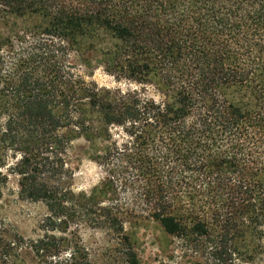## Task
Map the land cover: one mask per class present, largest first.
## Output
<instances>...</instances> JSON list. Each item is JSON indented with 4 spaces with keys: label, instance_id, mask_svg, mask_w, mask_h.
Wrapping results in <instances>:
<instances>
[{
    "label": "trees",
    "instance_id": "obj_1",
    "mask_svg": "<svg viewBox=\"0 0 264 264\" xmlns=\"http://www.w3.org/2000/svg\"><path fill=\"white\" fill-rule=\"evenodd\" d=\"M28 40L30 48L18 53L17 42ZM71 50L84 60L95 50L108 72L141 87L84 86L77 98L62 75L71 74L63 66ZM43 69L49 79L41 77ZM150 86L157 99L146 94ZM74 112L81 117L73 120ZM4 113L10 114L1 140H17L14 124L24 120L32 132L47 125L48 135L66 118L89 141L101 135L112 141L98 156L107 178L88 202L114 189L129 200L87 217L124 234L129 264L140 261L126 220L156 222L183 250L209 257V264H237L239 256L260 252L264 0H0ZM94 123L101 124L97 131ZM112 125L125 133L123 142L113 140ZM23 149L14 170L21 195L45 202L50 215L36 240L0 228V264H28L30 256L32 264H92L71 230L61 179L67 172L58 154L46 142Z\"/></svg>",
    "mask_w": 264,
    "mask_h": 264
},
{
    "label": "rangeland",
    "instance_id": "obj_2",
    "mask_svg": "<svg viewBox=\"0 0 264 264\" xmlns=\"http://www.w3.org/2000/svg\"><path fill=\"white\" fill-rule=\"evenodd\" d=\"M28 20V19H26ZM22 22V20H20ZM23 23V22H22ZM28 41L17 42L18 53L30 48ZM83 51H85L83 49ZM88 59H83L76 51L71 50L67 61L64 63V70L70 71L66 75L70 80V88L77 89L78 97L82 96L83 90L80 87L96 85L100 89H122L124 92L140 88L141 85L135 83L124 76L116 77L108 72L100 63L101 55L95 50H90L85 55ZM66 65H70L67 68ZM43 69L41 77L49 79L48 70ZM57 80L62 81L61 77ZM146 94L148 97L158 98L153 87H148ZM80 90V91H79ZM66 91L68 88L66 86ZM12 100L9 104L10 110H14ZM58 115H62V108L56 109ZM17 119L19 111L15 112ZM10 113L0 115V137L6 127V122ZM79 113L74 112L73 120L80 118ZM94 116L91 115L90 118ZM95 118V117H94ZM22 119H20L21 121ZM65 126L60 127L56 132H48L44 135V126L48 130L50 127L44 124L36 126L39 132H32L26 120L23 124H14L18 130L17 140H12L9 136L6 140L0 138V228L8 236L14 234L22 235L27 240H36L45 234L44 220L50 211L45 202L41 200H31L21 195L19 184L21 176L16 173L15 168L24 156V146L33 147L38 143L52 144L53 153L58 154L56 161L63 164L67 173L61 177L63 185L68 193L67 206L69 207V221L71 230H77L81 238V244L90 255L92 264H129L126 257L127 245L124 234L118 230L108 227L105 224H98L90 215H100L105 206H113L117 200L122 199L121 204L129 200L128 193L117 189L111 191L110 195L99 194L95 197L96 204L88 202L92 198L94 189L102 186L106 180V168L98 156L104 154L112 142L105 136H99L96 141H89L82 135L76 124L67 126V119L63 118ZM96 131L101 124H89ZM34 127V128H36ZM113 140L123 142L126 139L125 133L120 127L111 126ZM58 140L59 144H57ZM5 177V178H4ZM101 197V198H100ZM100 202L99 205H97ZM94 216V215H92ZM125 233L131 236L130 243L136 251L140 264H209V257L194 255L182 249L178 239L166 233L159 224L149 220L125 221ZM264 230V228H263ZM66 236L65 233L57 232ZM260 252L250 259L238 258L237 264H264V233L260 241ZM28 264H32L31 256L26 258Z\"/></svg>",
    "mask_w": 264,
    "mask_h": 264
}]
</instances>
